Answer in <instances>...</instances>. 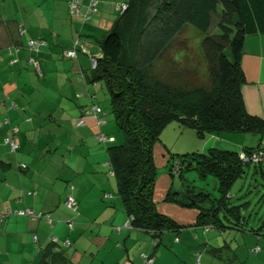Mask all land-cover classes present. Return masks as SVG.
<instances>
[{
  "label": "crops",
  "instance_id": "crops-1",
  "mask_svg": "<svg viewBox=\"0 0 264 264\" xmlns=\"http://www.w3.org/2000/svg\"><path fill=\"white\" fill-rule=\"evenodd\" d=\"M71 1L20 0L15 12L17 24L23 25L22 35L11 23L0 24V48L7 52L0 55V97L17 105L11 109L0 100V116L19 130V147L10 152L3 144L10 125L0 128V213L5 214L0 220V264H57L46 253L50 236L64 246L74 264H140L143 254L154 256L152 264H195L197 256L201 264H264V235L234 228L217 232L216 226L205 230L196 224L198 208L166 198L174 188L166 169L167 145L156 143L153 149L159 169L154 201L159 213L182 227L154 237L124 225L127 215L110 170L109 142L97 138L100 132L116 138L113 119L107 115L106 89L101 82L83 78L91 72L90 57L99 51V41L119 18V4L127 0H99L97 11L87 20L70 13ZM78 1L83 11L90 0ZM14 30L26 40L45 42L35 54L39 71L28 62L33 55L28 48L19 53L22 45L15 42ZM75 40L76 57L64 56ZM244 41L240 58L246 76L244 104L250 114L264 119V33L249 34ZM13 45H17L14 50ZM12 59L16 61L10 63ZM92 104L106 112L101 125L92 114H84ZM83 114L84 123L79 125ZM212 135L211 145H199L197 150L211 146L239 151L246 146L227 133ZM215 136L221 137L220 142ZM68 196L76 200L78 212L65 206ZM26 208L33 214L16 212ZM240 231L242 241L223 238L225 233L239 235ZM153 242H157L155 250ZM256 245L260 246L257 252L251 251Z\"/></svg>",
  "mask_w": 264,
  "mask_h": 264
},
{
  "label": "trees",
  "instance_id": "trees-1",
  "mask_svg": "<svg viewBox=\"0 0 264 264\" xmlns=\"http://www.w3.org/2000/svg\"><path fill=\"white\" fill-rule=\"evenodd\" d=\"M125 2L126 9L99 41L102 56L83 81L104 85L108 111L116 130L121 133L118 141H111L112 136L105 134L108 141L104 142H109L110 170L127 215L128 224L124 225L148 231L156 237L162 231H176L182 227L159 213L154 201L159 169L154 163L153 149L168 123L179 121L182 127L195 131L199 138L236 131L254 132L260 135V142L253 147L245 146L242 151L247 154L257 148L264 151L261 144L264 119L246 109L242 96L246 76L240 64L245 37L264 33V0ZM3 19L0 16V24L11 23L20 35L24 34L23 28V32H19L23 25H18L17 19ZM191 28L203 35V58L213 77V84L208 89L189 88L184 83L182 87L174 86L166 78V66L176 63L177 52H181L177 47L181 34L183 54L188 48ZM184 62L183 59L182 64ZM184 71L182 67V74ZM1 102L5 104L6 97ZM11 104H14L13 108ZM7 106L15 109L17 105L12 101ZM100 107L104 118L106 112ZM239 151L209 147L205 151L174 154L168 150L166 169L172 180L176 174L179 176L180 185L175 189L178 193L170 191L166 198L184 207L198 208L196 224L204 225V228L211 224L218 229L234 228L253 231L256 236L264 235V218L260 224L249 226L247 217L242 215L248 201L236 204L230 195L232 185L244 177L250 164L239 157ZM262 161L264 156L258 163H253L252 176L259 173L264 179ZM175 162L177 171L173 169ZM193 173L205 180L212 177L216 195L195 186L189 177ZM72 211L78 212L77 202ZM153 243L155 250L157 242ZM46 253L57 264H74L65 255L64 246L57 242H51Z\"/></svg>",
  "mask_w": 264,
  "mask_h": 264
},
{
  "label": "rangeland",
  "instance_id": "rangeland-1",
  "mask_svg": "<svg viewBox=\"0 0 264 264\" xmlns=\"http://www.w3.org/2000/svg\"><path fill=\"white\" fill-rule=\"evenodd\" d=\"M18 3H20V0H0V16H2L5 20L10 19H16V12L18 11ZM21 4V3H20ZM21 7V6H20ZM16 10V12H15ZM190 35L188 37V48L185 50L182 54V34L180 44L177 45L178 49H181V52H177V59L176 63L172 64V66H166V78L167 81L174 85V86H181L182 83H184L187 87L193 88V87H201L208 89L213 84V77L210 74L207 64L204 61L203 53L201 49V39L203 37L202 33L197 31L196 29L191 28L190 29ZM17 39L16 43L18 46H20L19 53H24L27 49L26 45V39L24 36L18 35L16 31L14 30ZM187 37V36H186ZM15 39V38H14ZM22 41V44H20ZM15 46L13 45L11 47L12 50H14ZM6 49L0 48V55L6 56L7 52H5ZM35 55V53H32ZM185 60L184 64H182V60ZM183 65V66H182ZM182 67L185 68L184 74H182ZM188 69V70H186ZM102 94V92H101ZM1 96V94H0ZM3 97H0V100ZM11 103L10 98L8 100L6 99L5 104L8 105ZM107 101L105 105H107ZM107 108V107H106ZM107 112L108 108L106 109ZM107 115L111 116V113H108ZM3 118V116H0ZM116 138L114 136L111 138V141L120 140L121 133L119 131H114ZM228 136L232 141H240L243 140L245 142L244 145L248 147H253L256 144L260 142V135L254 132H248V131H236V132H227ZM212 134L207 135L205 138H199L195 131L191 129H187L185 127H182V123L179 121H171L168 123L163 130L160 133V141L157 142V144L164 145L169 148V151H171L174 154H182V152L185 151H192L199 149V145L207 144L211 145L213 142ZM218 141L220 142L221 137L215 136ZM230 145V144H229ZM228 145V147H229ZM211 146H207L209 148ZM206 148V149H207ZM228 149L231 150H238L235 147H230ZM263 168H264V161ZM175 166H173L174 169ZM247 171L243 178L238 179L231 187L230 195L233 196L232 200L234 203L239 204L242 201H248V206L246 209H242V215L247 217V223L249 226H256L261 223V219L264 218V179L260 176V174H253V163H250L249 166L246 167ZM250 170H251V176H250ZM190 180L193 182L195 186H201L204 189H207L208 192H210L212 195H216L215 186L213 182L212 177L206 178H198L195 173L189 174ZM192 178V179H191ZM174 188L171 191V193H174L176 190V187L180 185V178L176 174L174 177ZM250 189V190H249ZM177 192V191H176ZM217 232H220V229L216 228ZM239 235H236V233L229 234L225 233L223 238L226 240L232 241H242L244 239L243 231L238 232ZM222 238V237H221Z\"/></svg>",
  "mask_w": 264,
  "mask_h": 264
},
{
  "label": "built area",
  "instance_id": "built-area-1",
  "mask_svg": "<svg viewBox=\"0 0 264 264\" xmlns=\"http://www.w3.org/2000/svg\"><path fill=\"white\" fill-rule=\"evenodd\" d=\"M99 3V0H90L89 3L84 7V10L82 11L80 9V4L78 0H72L70 2V13L72 15H82L83 18L85 20L89 19L90 16L95 13L97 11V5ZM127 7L126 2H121L119 4V13L121 14ZM20 33L23 32V27L20 26ZM27 48L29 49L30 52L32 53H38L40 52V50L42 49V47L45 45V42L42 40H38V39H28L27 40ZM78 41L75 40L73 42V45L66 49L64 51V56L66 57H70V58H75L77 55V46H78ZM17 50V49H16ZM102 56L101 51L99 50L97 52V54L93 55L90 57V65L91 68H95L97 65V60ZM16 59H12L10 61V63L15 62ZM29 63L33 66V68L35 70H40V66H39V62L38 60L32 55L29 57ZM11 107H14V104H11ZM84 114H92L96 120V124L97 125H101L104 120H103V111L101 109L100 106L96 105V104H92L90 105L89 109L84 110ZM84 114L79 118L78 120V124L81 125L84 123ZM5 124H9V121L7 119H0V127H2ZM18 127L17 126H11L10 125V135L4 136L3 137V144L7 145L9 148V151L13 152L15 151L18 147H19V141L16 137L17 133H18ZM98 140L100 141H108V137L105 135V133L100 132L97 135ZM264 156V151L261 148H257L256 150H253V152L251 154H247L245 151H239V157L245 162V163H258L262 157ZM24 166V165H22ZM174 170L177 171L178 170V165L175 162L174 164ZM64 204L66 207L75 210L76 209V202L74 200V198L72 197H67L66 200L64 201ZM17 213L20 214H27V215H32L33 214V210L26 208L24 210H17ZM5 216V214L0 213V220L3 219V217ZM48 219V218H47ZM49 220V219H48ZM128 224V221L125 222V225ZM211 224H208L205 226V230L210 229ZM33 239L36 240V235L33 236ZM50 241L52 243H56L57 240L54 236H50ZM65 244H68V242H66ZM155 244V243H154ZM259 246H255L252 248L253 252H257V250L259 249ZM154 259L153 255H149V254H143L142 255V260L140 264H152ZM195 264H201V262L199 261V257L197 256V260Z\"/></svg>",
  "mask_w": 264,
  "mask_h": 264
},
{
  "label": "water",
  "instance_id": "water-1",
  "mask_svg": "<svg viewBox=\"0 0 264 264\" xmlns=\"http://www.w3.org/2000/svg\"><path fill=\"white\" fill-rule=\"evenodd\" d=\"M174 193H178V191H177V192L175 191ZM174 193H173V194H174Z\"/></svg>",
  "mask_w": 264,
  "mask_h": 264
},
{
  "label": "clouds",
  "instance_id": "clouds-1",
  "mask_svg": "<svg viewBox=\"0 0 264 264\" xmlns=\"http://www.w3.org/2000/svg\"><path fill=\"white\" fill-rule=\"evenodd\" d=\"M243 150V149H242ZM250 163V162H249Z\"/></svg>",
  "mask_w": 264,
  "mask_h": 264
}]
</instances>
